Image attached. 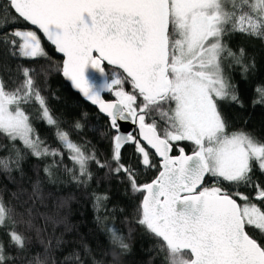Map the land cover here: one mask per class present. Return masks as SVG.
<instances>
[{
	"label": "snow or ice",
	"instance_id": "obj_1",
	"mask_svg": "<svg viewBox=\"0 0 264 264\" xmlns=\"http://www.w3.org/2000/svg\"><path fill=\"white\" fill-rule=\"evenodd\" d=\"M231 34L264 40V0H0L6 55L48 58L42 39L54 46L65 58L63 75L108 119L110 142L109 157L101 159L89 142L73 140L51 113L33 70L20 67L23 79L13 87L0 78V134L22 142L38 159H51L44 180L37 174L31 182V192L20 187L13 193L17 200L27 196L23 203L31 201V207L19 213L0 197V264H16L9 249L25 252L28 231L39 238L49 224L65 223L46 212L34 214L36 203L44 204L43 183L56 184V170L63 168L87 187L93 162L139 194L137 223L157 238L166 264H264V137L233 130L221 106L228 101L243 107L226 62L243 73L255 67L244 48L237 53L229 47L225 38ZM255 92L253 103L264 104V85ZM32 104L53 126L59 147L35 132L23 107ZM124 122L138 132H123ZM73 128L81 131L83 124L77 120ZM127 145L135 164L123 157ZM12 149L14 155L0 157V170L23 176L21 162L29 153L15 143ZM65 155L71 168L63 163ZM148 172L152 177L141 180ZM106 199L94 196L97 212ZM37 217L43 225L37 226ZM105 227L111 242L127 250L119 229ZM53 238L57 248L63 243L48 237L45 258L37 254L27 264H47ZM84 251L90 252L86 245ZM73 259L83 264L78 252L66 258Z\"/></svg>",
	"mask_w": 264,
	"mask_h": 264
},
{
	"label": "trees",
	"instance_id": "obj_2",
	"mask_svg": "<svg viewBox=\"0 0 264 264\" xmlns=\"http://www.w3.org/2000/svg\"><path fill=\"white\" fill-rule=\"evenodd\" d=\"M225 39L229 47L237 53L240 48H244L247 60L249 62L254 60L255 67L248 73H243L240 66H228L226 62L225 72L236 85L243 107L222 101L223 114L233 130L243 129L257 137H264V104L253 103L257 96L256 87L264 85V40L241 34H231ZM42 44L48 53V58L20 57L14 59L7 56L3 45H0V78L13 87L18 80L23 79L18 70L20 67L33 70L30 75H34L35 85L39 87L41 95L45 98L47 106L59 121L60 126L69 131L71 138L77 143L89 142V147H94L101 159L108 158L110 153V142L106 138L108 119L72 91L63 77V59L43 39ZM109 70L110 67L106 68V71ZM110 95L105 99L110 98ZM23 107L30 114V122L35 132L49 145L59 147L53 126L39 118L38 105H24ZM84 113H87L86 118L83 117ZM77 120L83 124L81 131L73 128ZM13 143L21 149L22 153H29L22 142H11L0 134V157L14 155ZM181 143L186 152L191 151L190 142ZM122 154L125 160L136 163L131 145L125 146ZM46 163H51V159H38L29 153L21 162L23 176L20 171L14 170L8 174L0 170V197L11 201L19 213L31 207V201L27 204L23 203L27 196H20L17 200L13 198V193H18L20 187L31 192V182L35 181L37 174L44 180L43 167ZM63 163L69 168L72 167V162L67 159V155ZM89 170L92 173V180L87 187L78 186L63 168L56 170L59 177L56 184L43 183L44 204L37 202L33 209L34 214L37 211L46 212L62 218L65 223L58 224L54 228L49 224L39 238L34 231H28L26 235L30 238V243L25 252L17 255L16 249H9L16 264H27V261L37 254L44 259L47 239L50 236L61 237L63 243L57 248L53 238L52 246L47 254V264H79V261L74 259L66 260L76 252L80 254L83 264H166L165 253L159 250L157 238L137 223L139 194L131 193L128 190L127 181L122 177L107 174L94 162L90 164ZM257 175L259 176V173ZM151 177V172L140 174L141 180H148ZM49 193L51 196L48 195ZM94 196L107 197L104 207L99 212L93 206ZM59 201H66L65 206L57 208ZM34 222L37 226L44 223L41 217H37ZM66 225L70 230H66ZM106 225H115L119 229L129 246L127 250H122L111 242ZM19 227L23 230V225ZM41 240H44V243H41ZM85 245L90 250L89 254L84 251Z\"/></svg>",
	"mask_w": 264,
	"mask_h": 264
},
{
	"label": "water",
	"instance_id": "obj_3",
	"mask_svg": "<svg viewBox=\"0 0 264 264\" xmlns=\"http://www.w3.org/2000/svg\"><path fill=\"white\" fill-rule=\"evenodd\" d=\"M45 42H46V41H45ZM46 43H47L48 45H50L51 47L54 48V46H52L49 42H46ZM54 49H55V48H54ZM55 51H56V50H55ZM56 53H57V55H58L59 57H61L63 60L65 59V58L63 57V54H62V53H59V52H57V51H56ZM90 71H92V72L95 73V70H90ZM95 75H96L97 77L100 76L99 73H95ZM63 77H64L65 81L70 85V87H71V89H72V91H73L74 93H76L77 95H79L80 98H81L86 104H88V105L91 106L92 108L96 109V110H97V111H98L103 117H105V115H104L103 113H101V112L98 110V106H96V105H92L91 102L88 101V100L82 95V93H80L79 90L75 88V86L72 84V82H71L70 80H68L64 75H63ZM108 95H110V94L105 93V94H104V98H105L106 96H108ZM105 118H106V117H105ZM106 119H107V118H106ZM122 131L125 132V133H128V132L136 133V132H138V126H136V125H132L131 123H128V122H124V123L122 124Z\"/></svg>",
	"mask_w": 264,
	"mask_h": 264
}]
</instances>
